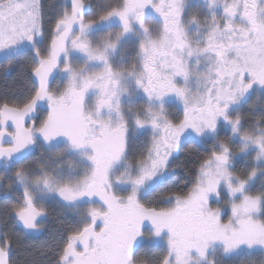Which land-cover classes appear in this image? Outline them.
Returning a JSON list of instances; mask_svg holds the SVG:
<instances>
[{
	"label": "snow or ice",
	"instance_id": "6c2138e0",
	"mask_svg": "<svg viewBox=\"0 0 264 264\" xmlns=\"http://www.w3.org/2000/svg\"><path fill=\"white\" fill-rule=\"evenodd\" d=\"M204 4L0 0L5 72L25 82L0 96V264L51 201L72 215L51 264L264 255V0Z\"/></svg>",
	"mask_w": 264,
	"mask_h": 264
},
{
	"label": "flooded vegetation",
	"instance_id": "af4514ba",
	"mask_svg": "<svg viewBox=\"0 0 264 264\" xmlns=\"http://www.w3.org/2000/svg\"><path fill=\"white\" fill-rule=\"evenodd\" d=\"M42 2L45 6V10L48 13V15L54 17L56 11L60 10L63 7V5L68 2V0H42ZM91 2L93 4H97V3L102 2V0H91ZM190 2L194 6L201 7V11L203 10L202 8L205 7L204 0H190ZM117 55H119V53H117ZM6 65H7V61L5 60V58L3 56L2 58H0V76L5 78L6 80L7 79L10 80V79L16 77L18 75L19 69L14 70V71L5 72ZM254 101H256V97L250 98L248 100L247 104L244 105L243 110H242L243 113L246 115L245 125L248 127H251V125H252V120L250 118H248L249 107L253 104ZM256 103H257V105H259L260 102L256 101ZM256 109H258V110H256L255 115L259 116L260 109H259V107H257ZM28 123L30 125L32 123V121L29 120ZM142 142L143 141H141V143ZM251 156H252V152L248 151L247 153H245L244 155H242L240 157V160L243 161L246 158L249 160V159H251ZM72 159L77 160V163H79V160L77 157L72 156ZM29 163L33 164V166L35 164L34 161H29ZM0 168H2V165H0ZM0 202H2V201H0ZM80 210H81V213H83L84 208L81 207ZM48 212H49V215L44 221V223H45L44 231L25 233L22 240L18 244H14V249H13V252L11 254V259L14 262V264H51V260L53 259L52 253L49 257L48 256L41 257L40 260H36V258H34L35 253L38 251L37 248L38 247H48V246L52 247V237H53L52 227L54 225V219H53L54 214H57L59 216L60 221L69 220L72 218V215L70 212H67L63 208V205H61L60 203L54 202V201L49 202ZM2 217H3V210L0 209V218H2ZM224 220L225 221L227 220L226 216H224ZM9 227H11V222H9ZM17 229H19V226H17ZM144 239L146 241H143L142 243L145 245V248L141 249L140 253H138V258L143 257L145 252L147 251V249L149 247H151L149 242H147V240L150 239V236L148 233H145ZM24 249L29 251V253H30L29 256L27 254L24 255ZM39 249H41V248H39ZM216 249L217 248H215V250ZM218 250H219V252L221 251V249L219 247H218ZM215 252H217V251H215ZM228 256H229L228 258L230 259V261L232 260V258H237V257H241V256L243 258L245 256L248 257V255H246V253H244L242 251H238V252H236L234 254H230ZM225 257H227V256H225ZM148 259H149V264H155V260L157 259V257L149 256ZM196 260H198V259L193 260V264H202L203 263L202 260H198V263H196L195 262Z\"/></svg>",
	"mask_w": 264,
	"mask_h": 264
},
{
	"label": "trees",
	"instance_id": "16d2710c",
	"mask_svg": "<svg viewBox=\"0 0 264 264\" xmlns=\"http://www.w3.org/2000/svg\"><path fill=\"white\" fill-rule=\"evenodd\" d=\"M16 77H14L10 80L9 79L6 80L5 78L0 76V96L11 95L14 92H18L24 88V86H25L24 80H22V79L18 80L19 82L17 84L16 82H14ZM256 110H258V109H255V112H256ZM256 116H258V115H256ZM249 160H251V159H249ZM181 161H183L185 166H187V164L191 162V157H186L183 155V153H181L180 159L178 160L177 163H180ZM249 163H251V161ZM261 176H264V173H261L256 177L255 188H253V191H256L259 188ZM182 178H184L183 172H181L179 169H177L175 182L178 184L180 182V179H182ZM263 215H264V213H263ZM53 219H54V225L52 227V229H53L52 247L55 246V240L60 237V234L63 231V226L61 223L62 221L59 220V216L57 214H54ZM39 248H41V247L37 248L38 256H37L36 260H40L41 257H45V256L49 257L52 253L49 250L51 248V246L43 247V249L40 252H39ZM256 255H258V254H256ZM252 258L258 259L257 256H252Z\"/></svg>",
	"mask_w": 264,
	"mask_h": 264
},
{
	"label": "rangeland",
	"instance_id": "374dc122",
	"mask_svg": "<svg viewBox=\"0 0 264 264\" xmlns=\"http://www.w3.org/2000/svg\"><path fill=\"white\" fill-rule=\"evenodd\" d=\"M3 55H0V58H2ZM18 80H21L20 78H18V76L15 78L14 82H16L18 84ZM251 160H249L250 162ZM256 180V179H255ZM255 180L253 181V185L252 187L255 188ZM230 214V213H229ZM227 217V216H226ZM228 218V217H227ZM261 218H264V215L263 213L261 214ZM43 249V247H41V249H39V252ZM217 251V252H215ZM244 253H246V255H248V257H237V258H232V260L230 261V259L228 258L229 256L228 255H224L221 251L219 252L218 250V247L216 250L214 251H211L208 256H209V259L214 261V264H264V255H262L260 253V250L259 249H255L251 252L247 251V250H240ZM30 255L29 251L25 250L24 249V255ZM258 254V255H256ZM257 256L258 259H254L252 258V256ZM38 256V252L35 253V257L34 258H37ZM227 256V257H225ZM195 259V258H194ZM248 261V262H247ZM196 263H198V260L195 261ZM203 263L202 264H207L206 261H202Z\"/></svg>",
	"mask_w": 264,
	"mask_h": 264
}]
</instances>
